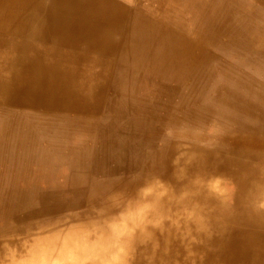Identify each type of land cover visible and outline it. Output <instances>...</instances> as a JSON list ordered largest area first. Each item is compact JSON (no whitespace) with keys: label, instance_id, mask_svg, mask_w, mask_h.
Instances as JSON below:
<instances>
[{"label":"bare ground","instance_id":"obj_1","mask_svg":"<svg viewBox=\"0 0 264 264\" xmlns=\"http://www.w3.org/2000/svg\"><path fill=\"white\" fill-rule=\"evenodd\" d=\"M148 5L0 0V264H264V0Z\"/></svg>","mask_w":264,"mask_h":264},{"label":"rangeland","instance_id":"obj_2","mask_svg":"<svg viewBox=\"0 0 264 264\" xmlns=\"http://www.w3.org/2000/svg\"><path fill=\"white\" fill-rule=\"evenodd\" d=\"M123 4H126V5H128L129 7H131V8H134V7H136L137 9L138 8H141V9H143V8H147L149 5H148V1L149 0H120ZM146 5V6H145ZM128 90V89H127ZM106 94H107V97H108V95L109 94H113V91H109L108 89H107V91H106ZM111 97H112V95H111ZM114 97H115V94H114ZM129 101V100H128ZM163 100H161V102H162ZM124 102H126V101H124ZM124 104V103H123ZM124 106H125V104H124ZM125 108V107H124ZM105 110L106 109H102V113L104 112L105 113ZM162 109H159V112L161 111ZM152 123H154L155 124V126L157 125V126H160V123H159V119H158V116H157V120L156 119H152ZM165 124V123H164ZM164 128V127H163ZM96 142V141H95ZM154 148V147H153ZM152 149V148H151ZM98 158H102V155H101V153H99L98 152ZM108 164H110L111 166H115L116 164H113V162L111 161L110 163H108ZM122 167L124 168V167H127L126 165H124V164H122ZM118 171H123L122 169H120V170H118Z\"/></svg>","mask_w":264,"mask_h":264}]
</instances>
